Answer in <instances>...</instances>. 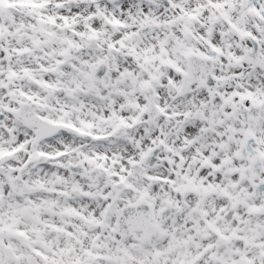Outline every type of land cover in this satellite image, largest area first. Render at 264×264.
<instances>
[{
	"label": "snow or ice",
	"instance_id": "snow-or-ice-1",
	"mask_svg": "<svg viewBox=\"0 0 264 264\" xmlns=\"http://www.w3.org/2000/svg\"><path fill=\"white\" fill-rule=\"evenodd\" d=\"M0 264H264V0H0Z\"/></svg>",
	"mask_w": 264,
	"mask_h": 264
}]
</instances>
